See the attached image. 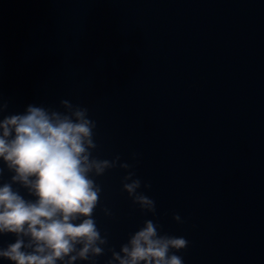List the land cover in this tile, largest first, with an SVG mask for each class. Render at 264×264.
Instances as JSON below:
<instances>
[{"label":"water","instance_id":"95a60500","mask_svg":"<svg viewBox=\"0 0 264 264\" xmlns=\"http://www.w3.org/2000/svg\"><path fill=\"white\" fill-rule=\"evenodd\" d=\"M65 99L96 121L93 155L152 186L155 218L121 169L97 178L108 247L155 219L188 240L184 264H264V0H0V120Z\"/></svg>","mask_w":264,"mask_h":264},{"label":"clouds","instance_id":"9594fccd","mask_svg":"<svg viewBox=\"0 0 264 264\" xmlns=\"http://www.w3.org/2000/svg\"><path fill=\"white\" fill-rule=\"evenodd\" d=\"M60 104L63 111L30 105L24 114L0 120V177L5 168L12 174L10 182L0 184V235L15 236L14 243L0 248V258L12 264H97L107 251V264H184L177 253L187 249L188 240L163 233L155 219L145 220L119 252L108 247V235L95 219L103 191L97 178L121 169L126 173L122 191L155 218L156 202L146 195L152 186L120 155L111 160L94 156L97 124L89 110L67 99ZM6 109L0 101V113ZM14 185L34 199H26ZM102 211L113 216L108 208ZM172 219L184 223L178 213Z\"/></svg>","mask_w":264,"mask_h":264}]
</instances>
